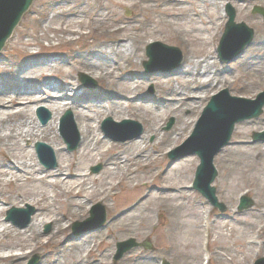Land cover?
I'll return each instance as SVG.
<instances>
[{"label":"bare ground","instance_id":"6f19581e","mask_svg":"<svg viewBox=\"0 0 264 264\" xmlns=\"http://www.w3.org/2000/svg\"><path fill=\"white\" fill-rule=\"evenodd\" d=\"M187 1L134 0L131 4L139 7L152 6L167 20L185 19L189 26L184 32L197 34L204 44L210 47L211 53L204 58L186 56L178 67L177 77L157 79L164 99L155 106L144 107L134 103L145 82L129 75L130 72L138 70L135 62L144 60L141 53L148 40L158 41L154 33H140L136 22H129L113 13L103 17L108 21V26L111 24L115 27L108 30L110 36L107 35L106 39L98 43L86 44L81 52H76V59L91 70L93 75L101 79L106 77L110 81V91L116 92L133 110L142 109L148 114L154 109L156 112L165 111L167 115L175 116L176 126L169 133L161 132L162 124L152 112L153 121L138 139L120 145L101 138L97 119L103 116H112L115 120L123 119V116L130 113L129 107L123 103L109 101V95L105 97V102H65L62 98L74 93L79 85L71 82L65 73H62L60 82L56 81L52 69L60 64L55 59L32 68L27 73H19V70L12 72L7 83L17 86V89L9 91L0 82V264H23L35 254L41 257L42 264H58L59 260H70L74 264H115L110 263L115 260L117 254L114 245L122 238L135 236L132 230L134 223L145 231L158 227L159 224L152 222L150 215L153 210L148 204L153 199L152 196H156L154 199L162 203L177 199L181 191L172 175L181 171L186 162L173 166L165 173L151 170L149 167L156 165L160 156L154 160L145 156L148 149L146 140L154 134L156 146L166 145L170 151L189 129L190 123L183 116V112L192 110L195 113V110L200 109V105L208 100L207 93L199 100L196 94L198 91L207 92L210 83L215 79V73L218 72L217 58L213 56L215 52L211 48L212 40L220 21L227 17L225 13H209L208 7L224 8L229 3V0H197L207 9L208 16L204 19L203 14L186 16ZM104 11L106 10L102 5H93L87 0L73 3L63 0L54 17L63 22L59 32L74 35L78 31L72 29L71 24H82V19L87 16L92 20H100ZM238 11L241 12L242 9ZM157 24L159 26L163 22ZM253 41L250 49L243 50L236 57L243 55L246 63L251 62L256 66L258 73L264 74V38L255 36ZM34 104H44L50 111L51 120L47 125L41 126L30 113ZM68 105L73 110L74 123L80 134L75 155L64 153L57 132L58 119ZM196 105H199L198 108ZM238 137L243 138L245 134L239 132ZM27 140L34 143L46 142L55 154L57 167L44 171L37 162L35 152L33 154L30 148L23 145ZM225 150L235 152L236 148L228 147ZM96 162L102 163L103 171L99 175H92L89 169ZM138 165L146 169L143 179L152 177L155 179L154 184L160 183L155 186L158 191L148 193L133 209L114 218L104 229L74 234V224L84 222L88 218L94 208V201L115 210L118 204L114 203V198L119 189L130 192V199L140 196L143 184L136 169ZM184 173H189V170L184 169ZM5 206L36 207V213L27 226L20 227L4 221L7 210ZM159 211L161 214L166 213ZM143 213L146 214L138 217V214ZM209 216V210L204 209L201 212L204 225L201 224L207 234V246H204L206 248L211 247L212 242L218 243L217 239L211 237L213 224L210 223ZM47 225L52 228L48 233L44 230ZM177 225L180 226V223L170 221L168 224L169 227ZM196 229L199 227L196 226ZM227 232L233 234L231 230ZM219 235L227 237L224 231ZM153 236L162 244L176 239L170 231L162 229L153 233ZM245 236V233H241L239 241ZM254 240L255 238L248 244H253ZM189 242L191 243V238ZM143 260L148 258L140 257L139 252L133 250L118 264H143ZM205 261L210 264L209 254L205 256Z\"/></svg>","mask_w":264,"mask_h":264},{"label":"rangeland","instance_id":"374dc122","mask_svg":"<svg viewBox=\"0 0 264 264\" xmlns=\"http://www.w3.org/2000/svg\"><path fill=\"white\" fill-rule=\"evenodd\" d=\"M62 1L36 0L0 52V82L9 91L18 88L15 85L7 83L12 72L19 70V73H27L32 68L42 66L48 61L55 59L62 65H57V67L52 69V73L57 78L56 81L60 82L62 73H65L70 77L71 82L79 85L74 93L62 98L65 102L73 103V101L77 100L84 103L105 102V97L109 95V101L123 103L126 107H129L128 104L122 101L124 100L122 97L116 92L110 91V81L106 77L101 79L93 75L91 70L76 59V52H81L86 44L98 43L106 39L107 35H109L108 30L113 29L114 26L111 24V26H108V21L103 17L112 15L113 13L125 18L129 22H136L140 33H154V36L158 38V41L155 42L178 48L183 58L186 56L204 58L211 53L210 47L205 45L197 34L190 35V33L184 32V29L189 26L185 19L177 21L167 20L160 14L158 9L152 6L139 7L131 5L134 0H87L90 4H100L103 6L106 11L103 12L102 18L100 20H92L90 16L84 17L82 24H71L72 29L78 31L77 34H63L58 31L63 26L62 20L54 17ZM74 1L78 0H70L71 3ZM187 3L188 5L185 8L187 11L186 16L203 14L202 17L204 19L207 18L208 12L204 8L205 5H202L197 0H188ZM229 3L237 10L236 23H245L254 31L255 36L264 38V19L262 16L253 15L252 13L255 6H259L264 10V0H246L243 3L229 0ZM225 8L226 6L218 9L209 6L208 10L213 15L216 12L223 14L225 13ZM240 9H242L241 12L238 11ZM160 21L163 24L158 26L157 23ZM226 22L227 17L220 21L217 33L212 40L211 48L215 52L213 56L217 58L218 72L215 73V79L210 83L207 92L198 91L196 94L198 100L206 93L209 98L202 105L199 104L200 109H196L195 113L192 110H185L183 112V116L190 123L188 131L177 140L175 146L170 151H168L166 145L156 146L157 140L154 134L147 137L148 149L145 156L149 160H154L157 156H160L157 164L149 167L151 170H160L165 173L175 165L183 164V162H186V164H184L185 167L181 168V171L172 175V178L178 182L177 188L181 191L177 199L168 203H162L154 199L156 196H152L153 199L148 204L153 210V213L150 215L152 222L153 224H159L158 227L151 231H145L134 223L132 230L135 236L119 240V242H123L128 239H135L139 247L133 248L130 251H138L140 257L148 258L146 261H141L143 264H203V259L206 255L204 245L207 238V234H205L203 228L204 224L201 220V212L204 209L210 211L209 221L213 224L211 237L218 240L217 244H213L212 242L211 247H208L211 256L210 264H255L258 260L264 258V142L254 143L252 140L253 134L264 130V112L256 120L237 124L231 144L226 147H234L236 151L227 152L226 148H224L215 158V166L219 172V176L214 183V187L217 190L219 202L223 203L226 207V211L223 213L214 208L206 198L192 188L195 173L200 164L199 158L197 156H189L174 163L168 158L169 152L177 149L191 136L203 110L214 95H217L222 90H229L232 96L253 100L264 91V74L258 73L256 66H253L251 62L246 63L243 55H239L231 61L224 62L220 60L217 49L224 33ZM155 42H151L150 39L148 40L141 53L144 60L136 61L135 64H137L138 70L129 73L131 78L145 82V85L142 86L134 101L135 104H141L144 107L155 106L164 99V94H162L163 92L157 83V79L178 76V68L173 67L168 69L163 63L162 65L155 66L152 71H145L144 63L149 60L146 55L147 48L151 43ZM252 43L245 49H250ZM19 67L21 68L19 69ZM211 70L215 71L213 68ZM80 73L87 75L95 83V86L92 88L85 87L79 81ZM42 107L48 110L44 104H34L30 111L40 125L41 123L36 117V111ZM136 109L133 110L129 107L130 113L123 116V119L115 120L112 116H103L97 119V124L100 125V137L107 139L111 143L120 145L137 139L133 138L122 142L106 138L101 127L103 121L107 118H112L115 122H122L123 120L135 121L141 124L143 130H145L148 128L150 122L153 121L151 113L154 112L157 115L156 118L162 124V133H169L176 126V117L167 115L165 111L156 112L154 109H151V112L147 114L142 109ZM67 111H71L73 114L72 108L68 105L58 119L57 132L62 141L64 153L75 155L77 150L73 152L67 150V146L59 131L60 119ZM172 121L173 123L170 126ZM135 132L134 130H130L128 132H118L115 135L119 138H127L133 136ZM239 132L244 133L245 137L239 138ZM35 144L36 142L27 140L23 145L26 148H30L34 154ZM258 147H260V150H258ZM238 148H242V150H238ZM100 165L102 166L101 171L98 174H94L92 168ZM41 167L44 171H47L42 165ZM136 169L139 171L141 183L143 184L140 198L130 199V192H127L125 189H119L114 198V203L118 204V208L115 210H110L106 205L93 200L94 206L98 204L102 205L106 213V222L100 229H104L114 218L133 209L140 199H144L148 193H156L158 191L155 186H159L160 183L156 182L154 184L155 179L152 177L146 180L143 179L146 176V169L142 165L136 166ZM184 169L189 170V173H184ZM102 171L103 165L101 162L94 163L89 169L92 175H99ZM243 194H246L245 196L253 200V207L240 212L238 206ZM12 207L5 206L7 210L4 215V221H6L7 212ZM159 210H163L166 213L161 214ZM144 214L146 213L138 214V217ZM170 221L178 222L180 226L169 227ZM196 226L199 229H196ZM159 229L170 231L176 236V239L166 244L158 243L153 233ZM227 230L233 231V234L230 235ZM223 231L227 237L219 235ZM241 233H245L246 236L242 241H239L238 237ZM189 238H191V243L189 242ZM253 238H255L254 243L248 244L253 241ZM147 242L152 245L150 249L145 248ZM220 242L223 243L221 244ZM117 243L114 245L115 249L117 248ZM130 251L126 252L123 257ZM36 256H38V259L35 264H42V259L38 254L33 255L30 259L24 261L23 264H30ZM122 258L120 260H111L110 263L118 264ZM58 264L74 263L70 260H59Z\"/></svg>","mask_w":264,"mask_h":264},{"label":"water","instance_id":"95a60500","mask_svg":"<svg viewBox=\"0 0 264 264\" xmlns=\"http://www.w3.org/2000/svg\"><path fill=\"white\" fill-rule=\"evenodd\" d=\"M35 0H0V52L4 48L6 42L12 36L15 28L20 23L22 17L30 9ZM244 2L245 0H237ZM227 15L229 20L226 24L224 35L221 39L218 49L219 55L222 60H231L237 56L253 39L254 32L248 28L244 23L236 24L235 9L231 6H227ZM253 14H261L264 17V10L261 7H255ZM158 51L163 52L173 64L171 67H177L183 60L182 53L179 49L169 47L161 43H155L149 46L147 55L150 58L149 62H145L146 70L151 69L154 64L155 53ZM80 81L87 86L93 84V82L84 74H79ZM264 108V92L259 94L256 100H247L243 98H235L229 95V91L222 92L219 96L214 97L199 121L195 132L192 137L177 151L169 154L170 159L173 162L188 156L198 155L201 160V165L196 172V178L194 186L204 197L209 199L210 203L220 209L221 212H225L226 208L223 204L219 203L216 197V189L212 187V184L218 177V172L214 166L215 156L229 144L232 138V134L235 130V125L244 120H250L258 118L263 113ZM46 114V116H44ZM37 117L43 125H46L51 119V115L44 108H40L37 111ZM71 112H67L63 118V121L71 123ZM107 123H111V119L106 120ZM131 122L124 121L121 125H129ZM69 146V151H73L77 148L78 140L73 141L71 137H65ZM253 140L255 142L264 141V133L254 134ZM191 149L188 152H184L181 156H176L177 152H180L186 147ZM36 150L40 156L41 163L45 165L47 169L56 167V161L52 150L43 143L36 144ZM49 152L50 158L47 160L45 154ZM101 167L93 169L94 173H98ZM252 202L248 199H243L240 206V210L249 209L252 207ZM16 214H25V223L22 227L26 226L33 210L24 211L13 208L8 213V218L12 219ZM99 214V221L95 223L94 218ZM106 221V215L102 206H97L93 213V218L88 219L84 223L75 224V232L88 231L90 229L102 227ZM94 225V226H93ZM93 227V228H92ZM46 232H49V227ZM138 244L134 240H129L124 243L118 244V254L116 259H120L123 254ZM147 248H151V245H147ZM36 261V260H35ZM35 261L32 264H35ZM256 264H264V259L259 260Z\"/></svg>","mask_w":264,"mask_h":264}]
</instances>
